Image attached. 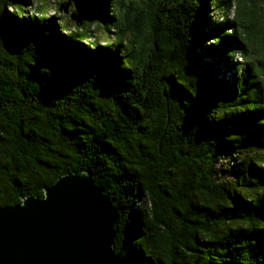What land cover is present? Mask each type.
Wrapping results in <instances>:
<instances>
[{
  "label": "trees",
  "instance_id": "trees-1",
  "mask_svg": "<svg viewBox=\"0 0 264 264\" xmlns=\"http://www.w3.org/2000/svg\"><path fill=\"white\" fill-rule=\"evenodd\" d=\"M77 1L0 0V206L86 171L128 264H264L263 0Z\"/></svg>",
  "mask_w": 264,
  "mask_h": 264
},
{
  "label": "water",
  "instance_id": "water-1",
  "mask_svg": "<svg viewBox=\"0 0 264 264\" xmlns=\"http://www.w3.org/2000/svg\"><path fill=\"white\" fill-rule=\"evenodd\" d=\"M69 2L58 10L67 13ZM83 8L69 18L80 27ZM118 212L86 171L59 177L43 197L0 206V264H128L113 249Z\"/></svg>",
  "mask_w": 264,
  "mask_h": 264
},
{
  "label": "rangeland",
  "instance_id": "rangeland-1",
  "mask_svg": "<svg viewBox=\"0 0 264 264\" xmlns=\"http://www.w3.org/2000/svg\"><path fill=\"white\" fill-rule=\"evenodd\" d=\"M69 2V8H68V12L67 13H63L61 11H58L57 13H55V16H57L60 22L63 23H67V24H74V22L72 20H70L69 18V14L76 12L78 9L80 8H84V5L81 4L79 1L77 0H33L32 5H30V11H36V7L41 6L40 3H43L44 8L50 9L47 11V15L52 14L51 11L53 8H55L56 6H59L60 4L64 3V2ZM263 7H264V0L260 3ZM45 10V11H46ZM209 14H212L217 20H221L222 18V14L220 12H216V11H209ZM233 15V8H231L228 11V17L227 18H231ZM95 35L97 37H107V36H111V34H108L106 31L102 30L101 28H98L96 30ZM136 205H138V203H136Z\"/></svg>",
  "mask_w": 264,
  "mask_h": 264
}]
</instances>
